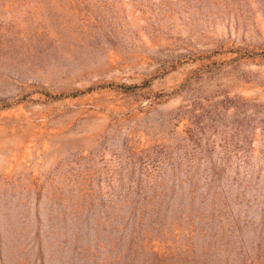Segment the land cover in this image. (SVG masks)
<instances>
[{
    "label": "rangeland",
    "instance_id": "1",
    "mask_svg": "<svg viewBox=\"0 0 264 264\" xmlns=\"http://www.w3.org/2000/svg\"><path fill=\"white\" fill-rule=\"evenodd\" d=\"M0 264H264V0H0Z\"/></svg>",
    "mask_w": 264,
    "mask_h": 264
}]
</instances>
